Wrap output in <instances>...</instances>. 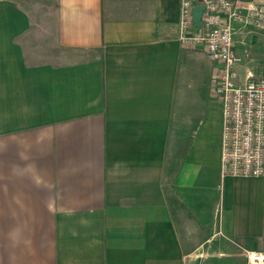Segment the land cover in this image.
I'll use <instances>...</instances> for the list:
<instances>
[{
	"label": "crops",
	"instance_id": "crops-1",
	"mask_svg": "<svg viewBox=\"0 0 264 264\" xmlns=\"http://www.w3.org/2000/svg\"><path fill=\"white\" fill-rule=\"evenodd\" d=\"M180 6L0 0V264L264 251V176L222 175L220 65L182 43ZM234 38L240 80L264 77V35Z\"/></svg>",
	"mask_w": 264,
	"mask_h": 264
},
{
	"label": "built area",
	"instance_id": "built-area-1",
	"mask_svg": "<svg viewBox=\"0 0 264 264\" xmlns=\"http://www.w3.org/2000/svg\"><path fill=\"white\" fill-rule=\"evenodd\" d=\"M203 4L202 27L193 10ZM180 40L190 49L205 51L220 65L216 93L223 103L221 171L223 177L264 176V77L240 80L245 61L236 50L239 25L264 35V5L240 0H181ZM249 264H264V251H247Z\"/></svg>",
	"mask_w": 264,
	"mask_h": 264
},
{
	"label": "water",
	"instance_id": "water-1",
	"mask_svg": "<svg viewBox=\"0 0 264 264\" xmlns=\"http://www.w3.org/2000/svg\"><path fill=\"white\" fill-rule=\"evenodd\" d=\"M205 10V6L203 4H198L194 7L193 10V22L195 24V26L197 28H201L203 23H202V16H203V12Z\"/></svg>",
	"mask_w": 264,
	"mask_h": 264
}]
</instances>
